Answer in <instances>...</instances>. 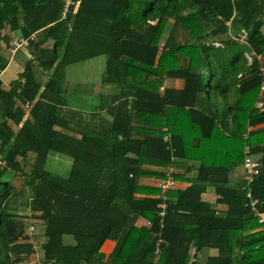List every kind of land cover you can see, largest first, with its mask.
<instances>
[{
    "label": "trees",
    "instance_id": "16d2710c",
    "mask_svg": "<svg viewBox=\"0 0 264 264\" xmlns=\"http://www.w3.org/2000/svg\"><path fill=\"white\" fill-rule=\"evenodd\" d=\"M65 1L0 0V74L14 41L30 54L0 80V264H264L241 167L245 146L264 165V0H78L62 19ZM99 56L112 92L67 107V67ZM168 168L190 185L140 183ZM194 181L234 184L214 187L226 210ZM250 189L264 213V170Z\"/></svg>",
    "mask_w": 264,
    "mask_h": 264
},
{
    "label": "rangeland",
    "instance_id": "374dc122",
    "mask_svg": "<svg viewBox=\"0 0 264 264\" xmlns=\"http://www.w3.org/2000/svg\"><path fill=\"white\" fill-rule=\"evenodd\" d=\"M139 8L140 7L138 4L132 7L130 6L128 15L137 16ZM169 27H170V24H168L167 27L165 28V32H164L165 34H167ZM79 31L82 32L84 35H87L83 29H79ZM181 33L178 34L180 39L182 36ZM181 41L182 43H184V40L181 39L180 42ZM100 42L101 40L96 43H100ZM212 42L214 43V45H217L216 43H218V40L216 39V40H213ZM19 49H21L20 51L27 50V48H24V47H20ZM5 51H6V54H8V50H5ZM12 58L13 56L11 58L8 57V59H10V64L1 77L2 81L5 83L6 82L8 83L10 79L13 80L16 78V72H18L20 69H23L22 64L26 62L27 59H30V56L25 55L24 52H19L18 54H16L14 61H16V58L17 59L20 58L21 63H22L21 66H19V64L17 63L11 62ZM105 61H106V56H99L94 59H88L85 61L71 64L70 66L67 67L65 86H66L67 91L72 92V95L67 98V107L69 106L68 101L71 102L70 104L73 103V106L74 105L81 106L85 110L88 109L89 106L92 108H94L95 106L98 107L99 106L98 94L99 95L110 94L111 90H113L112 86H103L101 84ZM171 84L174 85V81L171 82ZM175 85L180 86L179 82L177 81L175 82ZM82 91L83 93L80 95ZM101 115L103 116V112H101ZM263 139H264V132H261V133L256 134L254 137H252L251 142L255 143V141H259ZM66 161L69 162V164L67 162L66 164L64 162L60 164H55L49 159L46 166L49 171L62 175V174H65L67 169H69L70 167V160L67 159ZM138 225H142V223L138 222ZM143 225H146V222ZM37 230L39 229L37 228ZM37 255H38L37 257L40 258L42 256V252L40 250H37Z\"/></svg>",
    "mask_w": 264,
    "mask_h": 264
},
{
    "label": "built area",
    "instance_id": "2783aa9c",
    "mask_svg": "<svg viewBox=\"0 0 264 264\" xmlns=\"http://www.w3.org/2000/svg\"><path fill=\"white\" fill-rule=\"evenodd\" d=\"M77 2L78 0H66L65 1L62 14H61L62 19L65 18L66 13L69 11L71 7L75 6ZM241 38H244V35L241 36ZM26 45H27V40L20 38L19 40L14 41L12 43L11 48L9 50L13 54L20 47H26ZM260 91L264 92V82L260 86ZM261 105H262L261 102H258L256 107L259 108L261 107ZM164 139L167 140V137L165 136ZM242 167L244 169L242 189L246 191V198L249 199V206H250L251 211L259 218L258 220L259 223H262L264 219L262 218L260 213L257 211V208H256L257 200L252 199L251 197L250 185L252 184L254 177L257 176L261 170H264V165L260 163V160L258 158H256L255 156L251 154V149L249 146L244 147ZM175 186H176V182L172 177H168L166 180L161 181L158 185L162 193ZM159 208L161 209V211L158 213V215L162 217L164 215V204H160ZM146 225H149V222H147ZM33 230H34L33 226L29 225L27 227L28 234ZM162 242H163L162 239L157 240L155 244L154 255L156 256L159 255V246Z\"/></svg>",
    "mask_w": 264,
    "mask_h": 264
},
{
    "label": "crops",
    "instance_id": "0c3cea01",
    "mask_svg": "<svg viewBox=\"0 0 264 264\" xmlns=\"http://www.w3.org/2000/svg\"><path fill=\"white\" fill-rule=\"evenodd\" d=\"M135 4H134V2H131V7L132 6H134ZM34 35V34H33ZM241 41H242V39H240ZM217 45H215V46H219L220 44H219V42L218 43H216ZM21 49H23V48H21ZM21 49H19L18 51H16L15 53H10L9 51L10 50H8V57H12L13 56V58H12V61L11 62H13V63H17V64H19V66H21V59L20 58H16V61H14V58H15V56H16V54H18L19 52H24V54L25 55H27V56H30V54H29V52L26 50H22V51H20ZM245 57L249 60V56L248 55H246L245 54ZM94 59V58H93ZM28 60V59H27ZM27 62V61H26ZM26 62H24L22 65H23V68H24V66H25V63ZM9 64H10V59H8V64H7V66H6V68L1 72V74H0V80L2 81V79H1V77H2V75L4 74V72L6 71V69H7V67L9 66ZM18 66V67H19ZM21 70L22 69H20L18 72H16V77L18 76V74L21 72ZM15 76V75H14ZM12 79H10V81H11ZM10 81H8V83L10 82ZM174 81V85H172V84H170V86L171 87H175V88H180L181 86H182V81L181 80H173ZM179 82V84H180V86H176L175 85V82ZM3 82V81H2ZM3 83H5V82H3ZM263 83V82H262ZM5 84H7V82L5 83ZM111 92H112V90H111ZM110 92V93H111ZM99 95V94H98ZM106 95H108V94H106ZM83 112V111H82ZM261 127H264V124H262V125H259V126H257V127H255L254 129H256V128H261ZM250 129H253V127H251ZM165 137V136H164ZM167 137V136H166ZM243 137H246V135H244ZM165 140V139H164ZM253 156H255L256 158H260V156L261 155H253ZM243 163V162H242ZM188 166H191V164L189 163L188 164ZM241 167H242V164H241ZM173 172V169H171V168H168V169H166L165 170V173H166V175H167V177H171L170 176V173H172ZM193 175V172L191 173V174H189L187 177L188 178H191V176ZM162 180H156V179H152V178H142L141 180H140V183L142 184V185H146V186H153V187H158V185H159V183L161 182ZM176 182V186L175 187H172V188H170V189H185L186 187H188L189 185H190V183H188V182H185V181H180V182H178V181H175ZM195 183H198V184H203V185H205V190H204V192L202 193V195H201V199H202V201L203 202H206V203H209L211 206H213L214 207V209L216 210V212L217 213H222V212H224L225 210H226V206H224V205H222V204H219V203H217L216 202V199L218 198V196L216 195V192H215V189H214V187L215 186H219V185H221V186H223V187H232V186H234V184H230V183H211V182H201V181H194ZM242 184H243V182H242ZM164 193V192H163ZM157 197V196H156ZM163 197V196H162ZM260 215L262 216V218L264 219V213H260ZM138 222L140 223H142V225L145 223V220H143V219H139V220H137V222H136V225L137 226H142V225H138ZM264 222V221H263ZM114 246H115V242L114 241H110V240H106L104 243H103V245H102V247H101V252L107 257V256H109V254L112 252V250H113V248H114ZM218 254V252H217V250L216 249H214V248H211L209 251H208V255L209 256H216Z\"/></svg>",
    "mask_w": 264,
    "mask_h": 264
}]
</instances>
